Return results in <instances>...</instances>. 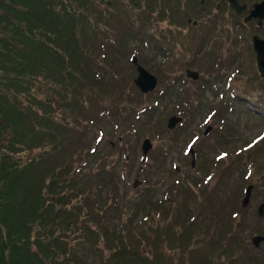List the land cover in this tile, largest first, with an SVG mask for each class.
I'll return each instance as SVG.
<instances>
[{"label":"trees","instance_id":"16d2710c","mask_svg":"<svg viewBox=\"0 0 264 264\" xmlns=\"http://www.w3.org/2000/svg\"><path fill=\"white\" fill-rule=\"evenodd\" d=\"M199 1L0 0V264H264L241 230L218 227L207 212L212 205L199 201L204 176L185 187L173 182L178 201L149 192L131 199L88 139L117 120L150 123L154 137L162 135L152 119L174 87L178 101L196 94L199 105L210 95L222 111L216 119L230 110L264 122V77L246 55L247 31L227 27L233 15L199 14ZM242 44L249 62L237 70L245 78L227 82L235 94L221 91L210 71L197 81L184 76L186 68L204 71L196 57H212L211 45L220 47L212 61L230 65L223 52H241ZM133 55L164 88L138 90L123 63L133 68L126 59ZM152 96L156 103L143 104ZM236 151L242 187L264 172V130ZM222 154L202 168H220ZM231 168L224 167V180ZM73 242L89 256L74 252Z\"/></svg>","mask_w":264,"mask_h":264},{"label":"rangeland","instance_id":"374dc122","mask_svg":"<svg viewBox=\"0 0 264 264\" xmlns=\"http://www.w3.org/2000/svg\"><path fill=\"white\" fill-rule=\"evenodd\" d=\"M215 2L216 0L210 2L212 3L210 6L211 12H208L210 16L217 12L214 10ZM208 13L203 14L200 12L199 14L205 16ZM220 13L223 18L222 20L225 19L224 15H229V13L224 11ZM204 16L200 18V21L203 23L206 22ZM160 25L167 27L165 22L160 23ZM169 27L172 28L170 24ZM227 27L231 30L235 28L233 23L231 25L230 22H228ZM156 29L158 28L156 27ZM235 29L239 33L243 31V28L240 29L237 27ZM236 40L237 39L234 40L235 43ZM242 43H244V41ZM132 47L130 53L134 52V48L132 49ZM213 47L215 46L211 45L210 53L212 57H210V55L203 57L201 54L196 57L199 59L198 63L200 66L203 65L205 72L201 69H190L199 71L202 77L205 78H208L211 73L212 75L210 76L212 77L218 76L219 79H221L219 82L220 90L235 94V87L228 90L227 82L228 80L230 82L233 81V84L235 83L239 86L240 81L245 78L240 75L237 70V65L242 63L246 64V61L249 62L248 58H245L243 54L244 44L240 46L241 52L236 48L233 49L234 53L225 49V52H223L225 58H233L234 61L233 64L230 65L212 61V59H216L215 57L219 55L220 50V47L217 49ZM176 49H181L178 44L176 45ZM207 49L208 46L204 45L201 51L209 52ZM236 53L238 55H236ZM249 53L250 52L247 51L246 55ZM126 59H129L131 63V58ZM123 63L125 64L124 66L127 67L128 74L133 75V77H131L133 79L136 74L135 67L132 63L131 65L133 68H131L127 62ZM156 63L157 62L154 64L148 62L147 65L154 70L156 68ZM144 67H146V65ZM207 71L211 73H207ZM184 73L185 70L183 71V74ZM162 88H164L162 82L159 81L157 89L161 90ZM175 94L176 87L172 89L171 97L168 94L164 98L159 97L161 102L157 105L158 108L152 119L158 120L157 123H159L158 125L161 127L162 135L154 137L153 134L155 132H152V130L150 131V123L141 125L140 123L142 121H132L123 124L117 120L116 123L106 124L102 133L99 131H89V142H93L94 145L96 144L98 155L102 156L104 161L109 164L108 169H115L118 182L122 183L128 198L131 199L140 200L145 193L149 192L152 193L156 199L165 197V195L168 194L171 201H173V199H175V201L177 199L178 201L181 197L180 192H178L177 189L170 190L173 182L177 184V181H179L178 183H180L182 187H185L188 185V181H195L204 176L203 184L206 185L207 190L206 195L200 198L199 201L204 199L206 201L207 199L206 203L212 205L211 212H207L217 216L215 219L218 222V227L223 228V230H228L231 226H236L235 228H238L241 230L240 233H243L245 242L251 244L250 239L252 236H264V214L263 216L257 214L258 205L264 202V172L252 179H248L241 187L240 180L243 178L242 174H244V170L241 165L242 161L236 159V153H239L236 150L241 149L244 144L252 141L260 134L264 130V122L256 120L257 116H250L246 113H239L238 111L230 112V110L224 112L220 118L216 119L222 111L218 110V106H216L218 102H216L215 105L210 95L207 94L203 98L200 97L198 103L201 104L198 105L196 103V94L191 95L187 93L190 97L184 94L180 101L173 97ZM155 99V96L145 98L143 104L156 103ZM257 111L258 113L261 112V110ZM171 115L181 117L182 121L177 123L174 128L167 129V119ZM107 123H109V121ZM207 126L210 127V130L207 134H204ZM134 129H136V131ZM146 138L150 139L152 148L148 151L145 161H143L141 145ZM194 139H196V141ZM189 147L192 148L195 155L193 166L191 165L192 156L188 152ZM220 152H227L225 155L226 157L222 159L220 168L213 169L211 172H207L202 168L204 162L212 160L216 155H221L222 153ZM164 154H167L165 159L163 157ZM222 156H224V154H222L221 157ZM124 158H126L125 161L123 160ZM228 165H232L233 167L231 168L232 177L228 180H224L222 171H224V167ZM137 173H139V180L141 183L138 184L137 187H133ZM122 175H125L124 178L121 177ZM244 178H246V175ZM250 184L254 186L251 192L250 202L247 207L242 208L240 203L244 194L245 187L243 188V186ZM237 208L240 210L241 216L239 213L237 216L236 212H234ZM240 217H243V219ZM233 219L238 220L237 224L241 221V223H239L240 225H237ZM232 221L233 224L236 225H233ZM116 222H118V220H116ZM74 244L73 242L74 252L89 256L87 255L90 253L88 249L83 248L79 244ZM256 252L264 253V241L260 243Z\"/></svg>","mask_w":264,"mask_h":264},{"label":"water","instance_id":"95a60500","mask_svg":"<svg viewBox=\"0 0 264 264\" xmlns=\"http://www.w3.org/2000/svg\"><path fill=\"white\" fill-rule=\"evenodd\" d=\"M264 17V0L260 3L255 5L254 9L251 11V14L249 17ZM196 24V23H194ZM253 48L255 51V60L257 65V70L260 73L262 77H264V39H260L257 36L253 37ZM132 63L135 66L136 69V76L133 79L134 84L136 87L142 92V93H149L156 89L158 85V79L157 77L149 72L146 68H144L142 65L139 64L137 57L132 58ZM186 76L188 78H191L193 80H197L199 78V73L197 71L193 70H186ZM182 118L177 115H171L167 120V128L172 129L174 126L181 122ZM210 130V127H207L205 129L204 134H207ZM152 148V143L149 138H146L142 145H141V151L143 154V161H145L146 156L148 154V151ZM190 153L192 155V162L191 165H194V152L192 148L190 149ZM141 181L139 180V174L136 175L135 182L133 184V187H137L138 184H140ZM253 189V185H248L245 188L244 191V197L241 200V207L245 208L248 206L250 202L251 192ZM257 214L259 216H263L264 214V202L261 203L257 208ZM251 243L255 248H258L260 243L264 241V236L262 235H254L250 239Z\"/></svg>","mask_w":264,"mask_h":264},{"label":"flooded vegetation","instance_id":"af4514ba","mask_svg":"<svg viewBox=\"0 0 264 264\" xmlns=\"http://www.w3.org/2000/svg\"><path fill=\"white\" fill-rule=\"evenodd\" d=\"M262 1L263 0H216L214 6L215 11H224L233 15V26L235 28L239 27L247 31L249 37L248 43L251 45L250 53L252 58H255L253 37L257 36L260 39H264V17L249 16L255 5L260 4ZM210 2H214V0H210L209 2L200 0L196 9L200 10L202 13H210V6L212 4ZM188 21L192 22L195 26L198 25V20L189 19Z\"/></svg>","mask_w":264,"mask_h":264}]
</instances>
